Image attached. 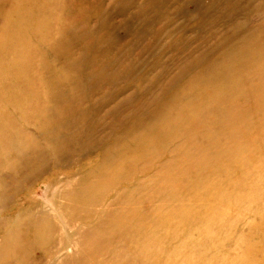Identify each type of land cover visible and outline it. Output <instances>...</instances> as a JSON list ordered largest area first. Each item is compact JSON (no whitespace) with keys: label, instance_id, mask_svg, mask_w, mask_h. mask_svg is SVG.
I'll return each mask as SVG.
<instances>
[{"label":"rangeland","instance_id":"1","mask_svg":"<svg viewBox=\"0 0 264 264\" xmlns=\"http://www.w3.org/2000/svg\"><path fill=\"white\" fill-rule=\"evenodd\" d=\"M0 264H264V0H0Z\"/></svg>","mask_w":264,"mask_h":264}]
</instances>
